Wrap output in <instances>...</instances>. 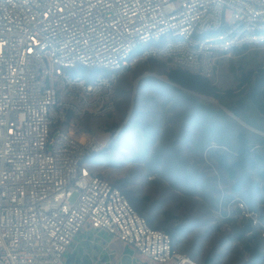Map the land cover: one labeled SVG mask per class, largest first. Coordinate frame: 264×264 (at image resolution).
I'll use <instances>...</instances> for the list:
<instances>
[{"label":"built area","instance_id":"1","mask_svg":"<svg viewBox=\"0 0 264 264\" xmlns=\"http://www.w3.org/2000/svg\"><path fill=\"white\" fill-rule=\"evenodd\" d=\"M246 45H264V0H0V264H124L115 242L146 264H206L92 170L107 143L73 128L116 110L127 69L212 78Z\"/></svg>","mask_w":264,"mask_h":264},{"label":"rangeland","instance_id":"2","mask_svg":"<svg viewBox=\"0 0 264 264\" xmlns=\"http://www.w3.org/2000/svg\"><path fill=\"white\" fill-rule=\"evenodd\" d=\"M142 64L121 73L114 112L88 115L75 123L78 138L97 135L107 143L91 159L92 170L116 184L124 180L129 189L150 196L156 202L158 219H166L170 212L185 228L180 245L198 261L264 264V181L251 171L238 191L236 182L221 170L217 155L223 148L218 141L226 125L236 123L262 136L264 131L233 115L216 98L208 97L219 104L198 96L204 107H194L169 88L162 69ZM262 65L264 45L251 46L243 54L233 50L218 56L212 79L222 91H236L242 72L256 71ZM99 73L111 71L101 69L95 75ZM210 109L227 116L208 118ZM250 236L254 238L247 245L245 239ZM112 246L124 254V264H131L132 255H136L135 264H146L124 243Z\"/></svg>","mask_w":264,"mask_h":264},{"label":"trees","instance_id":"3","mask_svg":"<svg viewBox=\"0 0 264 264\" xmlns=\"http://www.w3.org/2000/svg\"><path fill=\"white\" fill-rule=\"evenodd\" d=\"M249 45L235 49L237 53L243 54L249 49ZM142 65L162 69V74L168 77L166 82L170 89L176 91L181 99L194 107H204V104L199 102L198 93L207 97H213L220 101L233 115L242 119L252 127L264 131V66L262 65L256 71L248 73L242 72L240 83L237 90L228 89L222 91L215 84L212 78L203 77L189 73L187 71L172 69L165 64L150 60ZM208 118H217V116H227L226 113L210 109L207 113ZM111 129H115L111 126ZM222 137L218 144L223 148L219 152V166L226 175L236 182V188L241 191L240 183L248 178L251 171L257 172L262 181H264V136L253 133L249 129L236 123L228 124L222 130ZM212 138L207 140V144ZM256 146L260 149L256 150ZM158 153L154 154L157 156ZM154 158V157H153ZM172 168L170 171H173ZM155 172L152 171L151 173ZM101 175V174H100ZM119 185L125 192L126 196L135 207V209L145 216L149 223L157 229L168 232L173 240L176 249L184 251V246L180 245L181 235L185 228L175 221V217L167 211V217L164 220L158 219L154 210L157 205L154 200L148 195H139L134 190L128 188V183L124 180L119 181ZM264 191V186H263ZM253 207L255 205L253 204ZM249 228L251 226H248ZM243 233V232H242ZM253 236L245 239V244L249 245L253 240ZM255 238H258L255 235ZM256 254H260L255 251ZM208 259L205 263L210 264Z\"/></svg>","mask_w":264,"mask_h":264},{"label":"water","instance_id":"4","mask_svg":"<svg viewBox=\"0 0 264 264\" xmlns=\"http://www.w3.org/2000/svg\"><path fill=\"white\" fill-rule=\"evenodd\" d=\"M167 80H168V79H167ZM194 94H195L196 96H200L201 98H205V99H208V100H210V101H212V102H215V103L219 104L218 102H216V101H214V100L208 98L207 96H204V95H201V94H198V93H194Z\"/></svg>","mask_w":264,"mask_h":264},{"label":"crops","instance_id":"5","mask_svg":"<svg viewBox=\"0 0 264 264\" xmlns=\"http://www.w3.org/2000/svg\"><path fill=\"white\" fill-rule=\"evenodd\" d=\"M117 250V248H115Z\"/></svg>","mask_w":264,"mask_h":264}]
</instances>
